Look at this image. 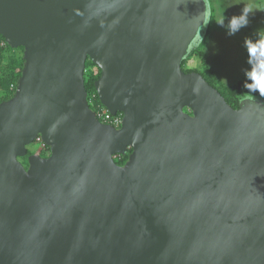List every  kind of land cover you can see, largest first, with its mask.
Listing matches in <instances>:
<instances>
[{"label": "water", "instance_id": "water-1", "mask_svg": "<svg viewBox=\"0 0 264 264\" xmlns=\"http://www.w3.org/2000/svg\"><path fill=\"white\" fill-rule=\"evenodd\" d=\"M209 2L0 0L24 58L0 101V264H264V97L234 108L181 67Z\"/></svg>", "mask_w": 264, "mask_h": 264}, {"label": "rangeland", "instance_id": "rangeland-1", "mask_svg": "<svg viewBox=\"0 0 264 264\" xmlns=\"http://www.w3.org/2000/svg\"><path fill=\"white\" fill-rule=\"evenodd\" d=\"M210 3L213 18L209 33L202 42L201 53L188 56L183 66L188 70L203 72L231 99L235 96L249 95L251 89L246 85H253L254 78L259 79L263 75L264 45L257 42L264 39V0H210ZM245 6L254 9L248 14L247 26L240 28L235 35H228V18L240 15L241 9ZM221 14L224 18L223 27L216 22ZM0 43V99H2L10 93L9 84L22 70L24 58L22 46L12 47L4 44L2 40ZM27 150L32 153L38 152V144L31 143ZM118 156L121 155L115 157L119 159Z\"/></svg>", "mask_w": 264, "mask_h": 264}, {"label": "trees", "instance_id": "trees-1", "mask_svg": "<svg viewBox=\"0 0 264 264\" xmlns=\"http://www.w3.org/2000/svg\"><path fill=\"white\" fill-rule=\"evenodd\" d=\"M210 8H211V10L213 9L212 6H211V3H210ZM212 18H213V11H212V16H211L210 24H209V27H208L207 35L209 33V29H210V26H211V23H212ZM0 40H2L4 42V44L6 43L5 40H4V37L1 34H0ZM203 41H201V43L198 45V47H196L195 49H193L189 53V56H191L192 54H199V53H201V47L203 46V44H202ZM0 45H1V43H0ZM187 58L188 57L184 58L183 61H182V64H181V67H182V69L185 72H189V71H197V72H199L212 86H214L224 96L225 100L232 107H234V108H237L238 107L239 100L243 97V95H241V96H235L234 99H231V97L227 96L220 88H218L216 86V84L213 82V80L209 79L203 72H201L199 70H188V69H185L183 65L187 61ZM262 64H264L263 61H262ZM262 69H263V75L261 77H264V67ZM20 74H21V71L15 77L14 81H12L9 84V86L11 84L14 85L13 89H10L11 90V91H9L10 93L9 94H6L2 99H0V101L6 100V99H8V98H10L12 96V94L15 91L16 84H17V78L20 76ZM99 75H100V69L88 58L86 60L85 71H84V85H85V88H86L88 94H90V92H94L96 94V91H95V88H94V81L99 77ZM240 83L243 84V82H240ZM251 83H252V81H251ZM250 93L253 94V95L262 96L260 94V92L259 91H256V90H252L251 89V92ZM96 96H97V94H96ZM97 101L99 102L98 96H97ZM48 149H49V147H48ZM27 152H28L27 154H30L31 153L29 151H27ZM118 157H119V159H117V157H115L114 159L120 165L124 164V162L127 160V154H124V155H121V156H118ZM21 161H22V163L24 165H27V157L26 156L21 157Z\"/></svg>", "mask_w": 264, "mask_h": 264}, {"label": "built area", "instance_id": "built-area-1", "mask_svg": "<svg viewBox=\"0 0 264 264\" xmlns=\"http://www.w3.org/2000/svg\"><path fill=\"white\" fill-rule=\"evenodd\" d=\"M14 85H10V89H13ZM87 100L89 105L91 106L92 110L95 113L96 118L103 122L108 123L114 127H119L122 121V113L118 112L116 114H112L108 111V109L101 104V102L97 101V96L95 93L88 94ZM34 142L38 144L39 150H43V154H48L49 149L48 145L43 141L41 136L37 134V136L34 139Z\"/></svg>", "mask_w": 264, "mask_h": 264}, {"label": "clouds", "instance_id": "clouds-1", "mask_svg": "<svg viewBox=\"0 0 264 264\" xmlns=\"http://www.w3.org/2000/svg\"><path fill=\"white\" fill-rule=\"evenodd\" d=\"M254 9L245 6L241 9V13L238 16H232L228 18V35H235L240 28L246 27L248 24V14L251 13ZM220 26H224V18L221 14V17L216 21ZM246 43H251L250 41H246ZM260 45H264V39L259 40L257 42ZM251 54V50H250ZM252 90L259 91L262 96H264V77H260L259 79L253 80V85H246ZM16 88V87H15ZM97 94V93H96ZM91 107V106H90ZM118 128V127H116ZM34 143V142H33Z\"/></svg>", "mask_w": 264, "mask_h": 264}, {"label": "flooded vegetation", "instance_id": "flooded-vegetation-1", "mask_svg": "<svg viewBox=\"0 0 264 264\" xmlns=\"http://www.w3.org/2000/svg\"><path fill=\"white\" fill-rule=\"evenodd\" d=\"M38 153H40L41 155H46V154H43L44 153L43 150H39Z\"/></svg>", "mask_w": 264, "mask_h": 264}]
</instances>
